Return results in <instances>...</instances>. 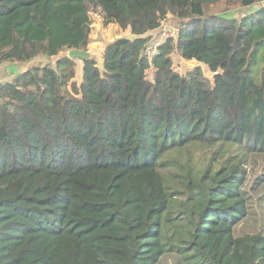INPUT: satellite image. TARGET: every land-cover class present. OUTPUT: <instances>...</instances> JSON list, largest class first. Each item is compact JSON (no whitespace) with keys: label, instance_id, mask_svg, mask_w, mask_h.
Masks as SVG:
<instances>
[{"label":"trees","instance_id":"trees-1","mask_svg":"<svg viewBox=\"0 0 264 264\" xmlns=\"http://www.w3.org/2000/svg\"><path fill=\"white\" fill-rule=\"evenodd\" d=\"M228 1L0 0V65L88 52L92 9L132 35L79 85L68 55L0 83V264H264V224L238 234L264 161V5L205 16Z\"/></svg>","mask_w":264,"mask_h":264},{"label":"rangeland","instance_id":"rangeland-1","mask_svg":"<svg viewBox=\"0 0 264 264\" xmlns=\"http://www.w3.org/2000/svg\"><path fill=\"white\" fill-rule=\"evenodd\" d=\"M264 5V3L258 6L243 7L239 0H231L228 2H221L217 5L205 7V16H219L223 18H235L239 20L245 15H248L255 11L257 7ZM91 27H90V46L89 53L91 56L96 57L99 60V67L103 66V55L108 43L113 42L118 38H132L130 32L122 30L119 26L112 24L109 26L104 25V17L99 9H92L90 12ZM209 19V18H208ZM179 21L175 18H169L165 24L162 26V30L152 36L149 47H154V44L163 43L168 37H177ZM68 55V53H63L60 57ZM54 59H49L47 57L40 56L34 60L29 67L35 65L44 66L49 63H55ZM175 67L176 69L185 74L186 72L198 67L197 62H188L181 58L179 53L174 55ZM75 61V71L76 78L75 82L79 85L83 79L84 64L80 59ZM1 68V66H0ZM204 74L212 78L213 75L210 73L206 66H202ZM1 70V69H0ZM154 71L151 69L149 71L148 77L151 79L153 77ZM17 76V75H13ZM14 78V77H13ZM13 78L5 77L4 81H12ZM3 80V79H2ZM264 177V161L258 159L249 169V180L246 186L247 191L251 194V217L245 221L242 226L238 229V234L243 233H253L260 230L264 224V181L261 178ZM161 264H173L172 258H166Z\"/></svg>","mask_w":264,"mask_h":264},{"label":"crops","instance_id":"crops-1","mask_svg":"<svg viewBox=\"0 0 264 264\" xmlns=\"http://www.w3.org/2000/svg\"><path fill=\"white\" fill-rule=\"evenodd\" d=\"M31 63L32 62H30L29 64H31ZM29 64H27V65H18V64H11V63L2 64V65H0L1 66L0 78L3 79L2 81H4L5 77H11V78L14 77L15 78L16 76H13V75L18 76V75L24 73L29 68Z\"/></svg>","mask_w":264,"mask_h":264},{"label":"water","instance_id":"water-1","mask_svg":"<svg viewBox=\"0 0 264 264\" xmlns=\"http://www.w3.org/2000/svg\"><path fill=\"white\" fill-rule=\"evenodd\" d=\"M162 30V27L159 29ZM62 57H57L54 59V62L56 63L58 60H60ZM68 58L71 60L80 59L82 61L88 60L90 58V53L86 51H70L68 53Z\"/></svg>","mask_w":264,"mask_h":264},{"label":"built area","instance_id":"built-area-1","mask_svg":"<svg viewBox=\"0 0 264 264\" xmlns=\"http://www.w3.org/2000/svg\"><path fill=\"white\" fill-rule=\"evenodd\" d=\"M152 46H154V47H147L146 49H145V55L147 56V57H154L156 54H157V52H158V47H159V44H154V45H152ZM2 82V79L0 78V83Z\"/></svg>","mask_w":264,"mask_h":264}]
</instances>
